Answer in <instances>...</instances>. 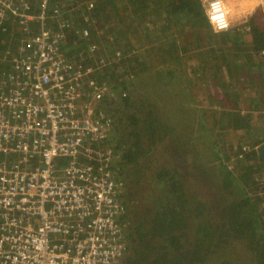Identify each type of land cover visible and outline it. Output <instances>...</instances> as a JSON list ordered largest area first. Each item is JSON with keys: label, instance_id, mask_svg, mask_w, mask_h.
I'll use <instances>...</instances> for the list:
<instances>
[{"label": "trees", "instance_id": "obj_1", "mask_svg": "<svg viewBox=\"0 0 264 264\" xmlns=\"http://www.w3.org/2000/svg\"><path fill=\"white\" fill-rule=\"evenodd\" d=\"M49 6V17L59 9L70 25L62 29L64 55L77 59L82 54L85 65L95 69L98 87L109 84L126 95L107 96L99 105L115 132L109 166L118 173L125 264H264V160L257 149L264 141L254 137L251 120H245L246 107L264 117V9L215 32L200 0H51ZM55 20L45 23L59 27ZM138 22L145 42L132 32ZM41 26L40 20L26 28L14 19L0 23V73L7 66L3 55L27 44ZM196 42L208 45L202 64L212 62L223 77L240 83L233 87L239 107L233 111L235 133L214 141L207 161L195 158L201 152L191 143L192 133L172 125L168 102L145 93L151 100L141 106L130 83L156 75L163 84L168 72L179 75L177 67L187 73ZM240 90L247 96L242 98ZM195 92L189 90L190 102ZM200 118L203 130L220 131L207 124L204 110ZM93 163L97 170L107 168L97 156Z\"/></svg>", "mask_w": 264, "mask_h": 264}, {"label": "built area", "instance_id": "obj_2", "mask_svg": "<svg viewBox=\"0 0 264 264\" xmlns=\"http://www.w3.org/2000/svg\"><path fill=\"white\" fill-rule=\"evenodd\" d=\"M200 1L215 32L233 27L229 0ZM49 3L0 0V23H42L37 36L2 57L7 66L0 73V264H117L125 248L118 184L109 166L114 154L103 155L100 146L111 120L99 107L113 89L95 84V69L82 54L64 55L62 29L70 25L59 9L48 16ZM46 19H56L59 27L46 25ZM8 62L12 69L6 71ZM96 156L107 166L101 172Z\"/></svg>", "mask_w": 264, "mask_h": 264}, {"label": "rangeland", "instance_id": "obj_3", "mask_svg": "<svg viewBox=\"0 0 264 264\" xmlns=\"http://www.w3.org/2000/svg\"><path fill=\"white\" fill-rule=\"evenodd\" d=\"M261 2L262 0H229V10L232 16L234 26L242 24L241 23L242 21L249 20L251 15H249L248 11L251 10L253 7L255 8L253 14H256L259 11V8H263ZM140 26L141 23L138 22L135 25V28L133 29L134 31L132 32L136 33L137 37H139L140 40H143L145 42V38L143 37V34L140 31ZM197 45L198 44L196 42V47L194 49V52H197V54H194V56L191 55L189 56L192 59L191 64H189L190 70H187L186 73L185 69L177 67V69L180 72L179 74L182 77V81L184 82V85L187 86V89L193 90V92L196 91L194 93L195 95H193L194 101L191 104L193 105L194 108L196 107L197 109L196 114L199 117L203 114V110H204L206 122L210 126L216 125L214 121L215 118L218 117L220 121L224 124V126L225 125L228 126L226 127V130L229 129V131L235 132L230 128L233 127V121L232 122L228 121L230 117L227 118L226 116L231 115L233 120V114H234L233 111H237L239 108L236 105L237 99L233 95V90H234L233 87L237 88V86H240V83L238 82V80L231 81L228 78L223 77L220 74V72H218V70L215 69L214 63L212 64V62H210V63L202 64L201 53L203 51H207L208 45L203 44V47H197ZM157 72H160V69H157ZM186 81L188 83H186ZM241 81L244 87L248 88V79L242 78ZM133 82H135L136 88H138L139 85L138 89L141 90L142 86L145 84V75L139 77L138 79L130 83ZM154 86L155 88L153 89V92H158V87L161 86L160 85H154ZM244 91L246 90L239 91L240 92L239 95H241L242 98L244 95L247 96L246 94L242 93ZM136 92L138 93L137 90ZM182 93L185 94L184 92ZM185 96L188 97V94H185ZM181 97L183 98V95H181ZM239 105L241 107L242 103H240ZM141 106H145V102L143 105L141 104ZM246 109H248L250 114L249 116L247 114L245 120L254 119L251 120V121H255V123H252V128L259 129V126L263 125L264 123V118H262V116L259 115L258 111L252 112L249 107H246ZM256 121H261V122L256 123ZM209 133L211 134L210 138L213 139V142L214 141L219 142V139L223 140L230 137L228 133L223 131L217 132L215 130H210ZM204 137L205 135L201 136V140L199 138H197L196 140L197 144L194 145L196 147V150L198 149V151H200V148L204 150L200 154H197L195 158H199L201 156L204 157V161H207L210 160L209 157L211 156L210 151L214 149H211L210 146L203 143L202 139ZM208 144L211 145L210 143ZM213 146L215 148L216 145L214 144Z\"/></svg>", "mask_w": 264, "mask_h": 264}, {"label": "flooded vegetation", "instance_id": "obj_4", "mask_svg": "<svg viewBox=\"0 0 264 264\" xmlns=\"http://www.w3.org/2000/svg\"><path fill=\"white\" fill-rule=\"evenodd\" d=\"M168 75H169L168 81L163 82V84L159 83L158 77H155L156 75L148 80H145V84L142 86L141 90L138 89L139 85L138 88H136L135 82H133L135 86V90L138 91V93L140 94V98L143 102L145 101L148 102V99H150L148 96H145V93L151 94L153 97L160 98L159 99L160 102L164 100L168 102L169 114L172 115L173 117L172 125L182 130L188 135L191 132L192 133L191 143L193 146L197 144L196 142L197 138L201 140V136L205 135V137L202 139L203 143L210 146L211 149H213L214 142L213 139L210 138L211 137V134L209 133L210 131H205L201 128L200 124L202 122H201V118L196 114V110H197L196 107L194 108L192 104L191 106H189V103H192V101L190 102L191 94H189V90L187 89V86L184 85V82L182 81V77L180 76V74L175 75V73H173L172 75V73L170 72H168ZM161 84L162 85L165 84L164 85L165 87L162 86ZM154 85L161 86L158 87V92H153V89L155 88ZM182 92L188 94V97H186L185 94H183ZM181 95H183V98L181 97ZM109 96L112 97L113 99L126 97V95H123V93L120 90L113 92L112 95ZM81 103L82 102L80 101L78 102L77 110L80 115L84 116L85 110L81 106ZM103 132H104V139L100 142V146H101V150L104 152L103 153L104 155L106 152L111 150L109 141L114 136L115 132L113 131V128L105 129ZM208 143H210L211 145H209ZM203 150L204 149L200 148V152H203ZM111 164L113 163H110V165ZM111 171L114 180H118V173L112 168ZM124 257H125V251H123L122 255L119 257L117 264H125V261H123Z\"/></svg>", "mask_w": 264, "mask_h": 264}, {"label": "crops", "instance_id": "obj_5", "mask_svg": "<svg viewBox=\"0 0 264 264\" xmlns=\"http://www.w3.org/2000/svg\"><path fill=\"white\" fill-rule=\"evenodd\" d=\"M254 8V7H253ZM255 9V8H254ZM234 26V25H233ZM252 112H255V111H252ZM258 113H259V115H261L262 116V112H260V111H258ZM218 114V113H217ZM223 114V113H222ZM248 114H250L249 112H248ZM224 116V115H223ZM227 118H229V120L228 121H230V122H232L233 120H232V116L231 115H227L226 116ZM262 118H264L263 116H262ZM250 120H254V119H250ZM215 124H216V129L217 130H220V131H223V132H226V133H228V134H234L235 132H231V131H229V129H227L226 130V127H228V126H224V124L220 121V120H216L215 119ZM252 123H255V121H251ZM257 122H260V121H256V123ZM230 127V126H229ZM232 130H236L235 128H233V127H230ZM251 129H252V133H253V135H254V137L256 138V139H259V140H261V141H264V123H263V125H261V126H259V129H256V128H252L251 127Z\"/></svg>", "mask_w": 264, "mask_h": 264}, {"label": "water", "instance_id": "obj_6", "mask_svg": "<svg viewBox=\"0 0 264 264\" xmlns=\"http://www.w3.org/2000/svg\"><path fill=\"white\" fill-rule=\"evenodd\" d=\"M258 154H259V158L264 160V142L261 143L259 146H258Z\"/></svg>", "mask_w": 264, "mask_h": 264}, {"label": "clouds", "instance_id": "obj_7", "mask_svg": "<svg viewBox=\"0 0 264 264\" xmlns=\"http://www.w3.org/2000/svg\"><path fill=\"white\" fill-rule=\"evenodd\" d=\"M51 1V0H50ZM50 4V3H49ZM49 9H50V6H49ZM254 15V14H253Z\"/></svg>", "mask_w": 264, "mask_h": 264}]
</instances>
